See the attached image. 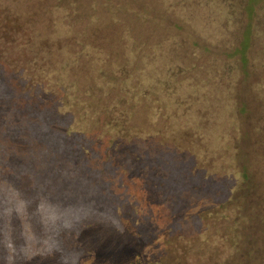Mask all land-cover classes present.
Instances as JSON below:
<instances>
[{"label": "rangeland", "instance_id": "374dc122", "mask_svg": "<svg viewBox=\"0 0 264 264\" xmlns=\"http://www.w3.org/2000/svg\"><path fill=\"white\" fill-rule=\"evenodd\" d=\"M253 152L264 0H0V264H264Z\"/></svg>", "mask_w": 264, "mask_h": 264}, {"label": "trees", "instance_id": "16d2710c", "mask_svg": "<svg viewBox=\"0 0 264 264\" xmlns=\"http://www.w3.org/2000/svg\"><path fill=\"white\" fill-rule=\"evenodd\" d=\"M15 21V23L4 24L7 27L10 26L9 28L11 29L9 31L11 35L24 27L23 23L19 21L17 16ZM1 34L8 33L4 30H1ZM237 106L238 111L241 115L249 114L250 105L247 102L241 100V102L239 103L238 100ZM128 120V115L123 116L122 114V117H120V119L116 121V123H119L121 125L122 131L125 130L124 132H129V128H131L129 126ZM239 122H242V120L240 119ZM239 131L245 132L244 126L241 125L239 127ZM255 154V152L250 153L245 160L242 159L239 155L235 156L236 159L233 158L234 163L240 170L241 181L229 200H227V202L222 205L219 204L218 208L214 210L218 211L220 208H228L229 210L232 209L234 211V225L236 224V230L240 232L239 234L235 233L236 235H234V238L236 239V248H238V250L241 249V246L237 244H239V242L245 241V238H242V231L255 230L259 228L264 233V180H257L254 175L253 169L251 168L252 159L253 157H255ZM257 155L262 156L264 155V153L259 152L257 153ZM241 238L243 239V241H239ZM261 239L263 242L262 246L264 247V234L262 235ZM252 247L253 245L249 248V252L251 251V249L254 250ZM257 248L258 247H256V249Z\"/></svg>", "mask_w": 264, "mask_h": 264}]
</instances>
